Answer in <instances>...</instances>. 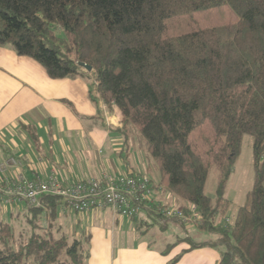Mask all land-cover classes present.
Masks as SVG:
<instances>
[{
  "label": "trees",
  "instance_id": "trees-1",
  "mask_svg": "<svg viewBox=\"0 0 264 264\" xmlns=\"http://www.w3.org/2000/svg\"><path fill=\"white\" fill-rule=\"evenodd\" d=\"M0 47L34 59L51 79L87 77L92 102L119 111L126 139L145 141L156 187L184 202L187 216L195 207L193 223L217 236L188 241L192 248L218 249V264H264V0H0ZM245 136L253 186L233 223L218 224ZM64 206L44 196L38 207L10 210L30 228L20 243L16 224L0 218V264H88L87 244L51 223Z\"/></svg>",
  "mask_w": 264,
  "mask_h": 264
},
{
  "label": "crops",
  "instance_id": "crops-1",
  "mask_svg": "<svg viewBox=\"0 0 264 264\" xmlns=\"http://www.w3.org/2000/svg\"><path fill=\"white\" fill-rule=\"evenodd\" d=\"M90 91L87 77L51 79L34 59L0 47V155L20 158L28 178L46 180L55 172L63 183L102 178L106 174L148 175L149 166L137 155L134 135L128 140L119 130L120 114L105 109L103 102L97 107ZM148 176L158 204L184 209V202L156 187L160 173L158 182ZM228 188L225 196L231 203ZM25 206L14 205L11 211L17 214ZM238 207L226 216H218L216 223L224 224L226 219L233 223ZM2 208L10 216V209L0 203ZM49 220L43 217L45 225ZM51 223L60 232L87 244L88 264H171L176 257L179 258L174 264L220 261V252L214 247H191L190 242L217 240L216 235L199 230L192 222L164 221L147 212L135 221L115 215L110 209L76 213L64 206ZM178 226L185 229L186 236ZM189 229L193 237L187 236ZM167 233L171 238L164 237Z\"/></svg>",
  "mask_w": 264,
  "mask_h": 264
},
{
  "label": "built area",
  "instance_id": "built-area-1",
  "mask_svg": "<svg viewBox=\"0 0 264 264\" xmlns=\"http://www.w3.org/2000/svg\"><path fill=\"white\" fill-rule=\"evenodd\" d=\"M44 196L61 197L67 207L77 213L110 209L115 215L139 219L143 212L158 209L165 218L192 223L200 220L195 207H191V215L187 216L182 209L158 204L152 180L145 173L106 174L102 178L63 183L55 172L46 180L28 178L20 158L0 155L1 204L12 207L25 203L29 207H38ZM226 221L230 222L229 219Z\"/></svg>",
  "mask_w": 264,
  "mask_h": 264
},
{
  "label": "rangeland",
  "instance_id": "rangeland-1",
  "mask_svg": "<svg viewBox=\"0 0 264 264\" xmlns=\"http://www.w3.org/2000/svg\"><path fill=\"white\" fill-rule=\"evenodd\" d=\"M118 114L119 111H117ZM135 137V143L136 146L138 147L137 149V155L141 157V160L144 161V163L149 166V171L148 175H151L154 179V182H158L159 171L157 170L155 164L148 158L147 155V150H146V143L145 141L137 134H134ZM253 139L251 136H245L244 141H243V148H242V153L240 157L238 158L236 168H235V173L232 177L231 184L230 181L228 183V193L230 194L229 196L231 197V207L229 208V213L231 209H236L239 205H243L246 201L245 194L248 192V190L251 188L252 183L254 181V167H253ZM218 176L219 172L217 168H213L211 170V173L209 175V178L206 183V189L205 192L208 196L215 198L216 196V189H217V183H218ZM169 195L173 198L178 199L174 195L170 194ZM181 201L180 199H178ZM182 202V201H181ZM171 204H174L171 202ZM8 209L11 210V206L8 207ZM5 209L2 208L0 209V218L2 215H5L6 217H2L3 219H7L8 221L16 224V239L17 242L20 243L22 241H26V239L29 237L28 232L30 231V228L28 227V224L24 221V217L20 218H13L11 216L7 217V214L4 213ZM185 224H188L190 222H183ZM58 226V224H56ZM48 226V224H46ZM186 226V225H185ZM181 230V234L183 236H186L185 229L182 226H178ZM56 229V228H55ZM54 229V230H55ZM193 229V228H192ZM192 229L188 230L187 236H192ZM61 233L57 234L60 235ZM164 237H170L169 234H164ZM171 238V237H170ZM185 238V237H184ZM204 241H210L209 239H204ZM86 244V243H84ZM89 251V247H87ZM177 258V257H176ZM175 258V259H176Z\"/></svg>",
  "mask_w": 264,
  "mask_h": 264
},
{
  "label": "water",
  "instance_id": "water-1",
  "mask_svg": "<svg viewBox=\"0 0 264 264\" xmlns=\"http://www.w3.org/2000/svg\"><path fill=\"white\" fill-rule=\"evenodd\" d=\"M79 66L82 67L83 69H85L88 72H92V67H90V66H88L86 64L81 63V64H79Z\"/></svg>",
  "mask_w": 264,
  "mask_h": 264
}]
</instances>
